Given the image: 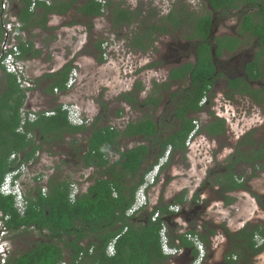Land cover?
I'll use <instances>...</instances> for the list:
<instances>
[{"label": "trees", "instance_id": "trees-1", "mask_svg": "<svg viewBox=\"0 0 264 264\" xmlns=\"http://www.w3.org/2000/svg\"><path fill=\"white\" fill-rule=\"evenodd\" d=\"M2 1L0 0V56L1 44L5 38L2 24ZM52 1L50 6L44 2L37 5V8L42 6L44 9L43 27H45V17L49 14L65 15L76 8L79 13L92 18L103 16V11L108 9L111 10L112 24L115 29L123 25L130 26L135 22L141 23L144 27L143 35L138 33L131 45L142 52L151 49L159 36L172 32H183L186 41L192 42L193 46L195 43L199 46L197 63H189L174 69L170 78L186 81L190 76L193 90L188 100L185 101L188 108L178 114L182 120L179 128L166 137L162 144L163 152L154 162H149L151 148L148 145L140 144L124 152L119 147L120 139L132 140L139 137L140 142H143L156 136L157 127L151 115H148L145 120L131 123L124 130H118L112 126L98 128L94 124L83 160L88 167L96 165L104 170L87 191L76 198L75 202L70 200V186L73 183L70 179L50 178L46 195H43L38 186L28 192L26 195L28 206L23 216L15 208L14 198L0 193V212L3 217H9L5 221V226L10 233L28 234L31 231H37L42 238L23 253L10 256L6 264H62L67 262V251L70 252L68 264H169L172 257L163 254L160 236L163 226L168 222V218L165 217L171 213L169 205H158L138 223H133L134 217H127L126 213L133 204L134 194L143 181L145 173L158 162L168 148L171 149V153L173 151V157L180 152L185 159L186 141L195 127L193 122L196 120L194 117H186V113L198 115L204 111L208 106L200 104L204 97L209 100V104L211 103L209 93L214 84L215 67L208 41L211 40L210 29L213 17L209 11L196 15L185 0H176L166 16L148 25L145 20L140 21L142 11L123 8L122 2L107 0L103 5L96 0H87L79 5L80 0ZM205 1L215 12L225 7L227 10L239 8L240 4L258 9L255 14L245 15L239 34L252 40L255 39L257 43L258 51L255 58L246 66L248 78L251 81L264 79V0ZM30 6L31 0L19 1L16 16L22 24V27L18 28L20 31L27 29L29 22L36 16L34 11H30ZM215 42L218 46L217 55H219L223 49L234 52L241 44V39L224 37ZM248 43L251 44V42ZM19 48L22 51V58L25 59L31 52L32 45L20 41ZM98 49H101L100 43ZM1 61L2 58H0V185L9 171L36 158L43 145H60L65 135L77 134L84 130V126L70 125L67 113L62 111L61 107H57L54 116H41L36 122L27 123L24 134L17 132L21 121L20 110L26 104L28 89L22 88L16 76L5 71ZM70 71L71 64L65 66L60 72L63 79L55 84L57 88H66L65 83ZM229 84L232 90L226 94L228 99L241 94L247 95L257 104H264L263 92L253 90L245 79H235ZM156 87L159 88L158 85ZM135 88L141 90L143 87L141 83H138ZM123 97L130 104L137 103L134 93L130 96L123 95ZM149 102L157 105L158 99L152 98ZM212 118H214L213 121L205 125L200 133L203 132L215 139L223 137L227 133L226 120L216 116ZM27 134H35L36 139L28 138ZM253 136L254 131H250L243 138L236 153L227 160L223 168L218 165L217 170H209L208 178L203 184L207 185L209 182L213 189H218L219 198L224 200L227 206L236 201L230 194L248 190V180L255 177L257 172H264V140L256 142ZM77 151L80 153L79 151L83 150L78 148ZM14 153L19 157L11 161L10 156ZM110 153H118L119 158L111 162ZM241 165L251 167L254 171L246 181L243 175L237 172ZM186 194L183 192L173 201L172 205L186 206L188 201ZM256 198L260 200L258 196ZM199 200V194L196 193L191 202L197 203ZM156 213L160 214V218L152 221ZM204 228L208 231L207 234L199 232L196 228L182 234L178 231H171L169 245L192 250L196 257L198 250L187 236H197L201 242L208 244L210 236L216 235V231L208 225ZM223 229L231 237V249L233 250L231 255L234 253L241 255L243 250L250 253L257 246L256 237L260 236L264 239V228L259 225L252 226L248 223L235 234L229 233L224 226ZM117 236L120 237L116 242V253L114 256H109L106 252L107 246ZM86 240L88 243L84 244ZM90 249L93 250L92 253L89 252ZM263 249L264 245L259 247L258 251Z\"/></svg>", "mask_w": 264, "mask_h": 264}, {"label": "rangeland", "instance_id": "rangeland-1", "mask_svg": "<svg viewBox=\"0 0 264 264\" xmlns=\"http://www.w3.org/2000/svg\"><path fill=\"white\" fill-rule=\"evenodd\" d=\"M15 2V0H12ZM12 1L10 5L8 3L5 13V21L9 20V17L15 16L12 12ZM113 2L119 3L122 2L123 8L130 10H140L142 11V19L145 20V23L148 25L157 22L160 17L166 16L169 11L173 8L176 3V0H111ZM186 4L190 8L197 12L204 10L205 5L201 3L200 0H185ZM85 3V0H81L79 5ZM78 6V5H77ZM245 6V5H244ZM76 9V8H74ZM255 9L247 5L243 11H251ZM77 10V9H76ZM249 14V13H248ZM228 16H225L219 19L218 26L213 27L214 36L222 35H233V31L230 29L232 26H235L238 22V19L227 20ZM99 23L103 25L101 34L98 35V40L101 41L104 39L109 42L112 50V54L109 56L107 61L103 62L105 68L104 71V102L108 104L109 111L108 122H104L103 125L109 124L112 118H115V127L119 130L125 128L128 122L138 121L142 118L143 115L141 109L137 105V108H132L126 102L122 101L123 95L127 94L129 89L132 87L133 81L136 83L141 82L145 89H148L151 84L150 81H161L160 76L162 70L153 69L152 65L149 64L153 58H150L151 53H174L167 50V44L172 48L178 49L179 47H188V51L192 50L193 43L188 42L183 37V32H177L170 34L168 36H159L157 42L154 43L153 47L147 52H141L136 50L131 42L134 41V38L138 33L143 35L144 27L140 22H135L130 26H121L118 29L113 27L111 22V13L109 10H106L103 18L99 20ZM236 35V34H234ZM94 38V35H91ZM119 41V42H118ZM242 45L246 42H251L247 45V55L251 53H257V45L255 39H250L243 37L241 39ZM196 44V43H195ZM119 45V47H117ZM123 51V52H122ZM244 52V51H243ZM173 54V58L174 55ZM192 55L194 53L192 52ZM245 58L240 57L239 63L244 62ZM187 62V61H185ZM188 62H195V58H191ZM263 69V68H262ZM165 72V71H164ZM222 81H220L221 83ZM254 90L264 89V79L261 78L259 81L252 84ZM225 88L219 86L218 88H213L210 92V101L211 103L207 108L202 111L200 114L196 115V119L199 121V125L203 128L205 125L213 121L214 118L218 117L227 119V133L220 138H211L205 133L201 132L196 136V142H192L190 148L186 150L185 159L183 155L179 152L176 153L173 157V151L170 153V159L165 169L162 170L160 174L159 181L152 188L150 192V204L154 207L157 202L160 204H170L175 201L178 196L183 192H186L187 200L191 199L193 194L198 193L200 197V205H205L206 207L199 209L200 213L193 211L194 206H187L185 209L187 212L182 216H177L172 219L166 230L168 235L171 231L176 230L179 233H187L190 229L196 228L201 233L206 234L204 228L205 225H208L210 228L216 231L210 239L209 254L214 260L213 263H219L224 259V256L227 255L229 249H224L226 246V238L224 235V229L228 228L231 233H237L243 229L248 223L252 226H262L264 228V172H257V175L248 180L247 187L248 190H242L230 194L231 197L235 198L236 201L227 206L219 198V194L215 191L216 189L212 188L210 183L208 185H203V181L206 180L208 171L211 169H218V165H221L223 168L227 160L230 159L237 151V148L242 142L243 138L250 132L254 131V139L256 142H262L264 140V104H257L252 99L248 98L246 95L239 96L235 95L233 99H228L226 94L228 92L224 91ZM264 95V93H263ZM206 102L204 105H206ZM119 111H121L119 113ZM118 113L120 115H118ZM124 119V122H122ZM112 123V122H111ZM110 125V124H109ZM170 132V130H169ZM34 139L36 136L33 135ZM82 138V139H81ZM80 141L84 142L85 136H81ZM74 137L69 138L72 141ZM68 140V141H69ZM67 141V142H68ZM195 141V140H194ZM197 142H199L200 147ZM139 140H119V147L121 150H127L136 147L138 144H142ZM39 144V143H38ZM61 145V144H60ZM66 145V144H64ZM61 146L55 149L58 150V155L72 153L73 155L70 160L65 157L64 159L56 158L50 166L62 167L56 171L50 178L56 179H70L74 182L79 183L83 188L89 187L92 185L99 177L96 171L88 177L82 171L83 168L79 165L80 160L78 155L71 149L66 146ZM82 145H85L82 143ZM64 150V151H63ZM170 148H168L164 156L168 153ZM173 157V158H172ZM172 158V161H170ZM64 163V164H63ZM68 163L71 168V171L65 173L64 166ZM50 167V168H51ZM238 174L243 175L244 180L246 181L249 176L254 172L251 167L241 165L238 167ZM44 171L40 172V175H44ZM87 176V179L85 177ZM48 182V181H47ZM202 182V183H201ZM243 182V180H240ZM25 184V182H24ZM201 185L200 188L197 186ZM25 190H28V186L25 185ZM258 196L260 200L256 198ZM261 201V203H260ZM173 204V203H172ZM181 211V207H177L176 211ZM147 212L139 214L138 220L145 219L148 216ZM171 217L170 215L168 216ZM188 217V218H187ZM170 220V219H169ZM174 221V222H173ZM171 228V229H170ZM174 232V231H173ZM8 242L11 245L12 253L11 255H19L24 251L28 250L33 243L41 240V236L37 231H31L28 234H23L21 232H11L8 235ZM258 245L261 246L263 241L259 237ZM88 240L84 242L87 244ZM231 248V246H230ZM206 253L207 247L205 246ZM70 259V252H66V261L65 264H68ZM190 255L185 258H172L169 261V264H191ZM255 264H264V249L259 254L258 260Z\"/></svg>", "mask_w": 264, "mask_h": 264}, {"label": "crops", "instance_id": "crops-1", "mask_svg": "<svg viewBox=\"0 0 264 264\" xmlns=\"http://www.w3.org/2000/svg\"><path fill=\"white\" fill-rule=\"evenodd\" d=\"M11 1L8 0L9 5ZM19 1L15 0L12 5V12L15 14L13 17L16 19ZM43 12L42 6L34 10L36 16L29 22L27 29H21L23 35L19 38V41L32 45L31 52L24 59L27 64L28 80L32 85V87L28 88L26 106L29 109H36L38 111L56 112L55 108L61 107L62 104L74 103L80 107L85 117L91 120V123L77 134L65 135L61 145H43V148L36 155L32 168L38 173L44 171V173L52 176L63 167H51L52 161L56 158L65 160V157L70 160L72 157L70 155H73L72 153L58 155V150L56 149L66 144L64 145L66 148L69 145L68 149H71V151L78 155V159L82 162L79 165L83 168V172L93 169L100 177V173L104 168L100 169L96 165L86 166L83 157L87 152L94 124L98 128L115 127V118L111 119L110 125H103L109 119L107 114L109 107L103 99V78L105 68H107L103 65V62L109 58H104L105 51L102 49V44L107 41L104 39L99 41L98 35L101 34L100 32L103 28L99 20L103 18L105 13L103 12V16L100 17L87 18L73 8L65 15H47L45 17V27H43ZM91 35H94V38ZM99 43L101 44V49H98ZM69 64H71V70L75 67L79 68L81 72L80 83L72 90H67L66 88L59 89L55 84L62 81L63 76L60 75V72ZM55 89H57V92ZM115 128L118 129L117 127ZM81 136H85L84 142L80 141L82 139ZM71 137H74L72 141L69 140ZM82 143L85 145H82ZM55 146L57 147L56 149ZM78 148H81L83 151H79L80 153H78ZM121 151L124 152V150ZM63 155L66 156L64 157ZM118 158V153H110L109 159L111 162L116 161ZM65 164L67 165L64 166V174H67L73 167H70L68 163ZM47 183L45 184L47 185ZM26 185L28 186V192L34 190V187L30 183ZM143 212L136 215V220L133 223L139 222V214Z\"/></svg>", "mask_w": 264, "mask_h": 264}, {"label": "flooded vegetation", "instance_id": "flooded-vegetation-1", "mask_svg": "<svg viewBox=\"0 0 264 264\" xmlns=\"http://www.w3.org/2000/svg\"><path fill=\"white\" fill-rule=\"evenodd\" d=\"M200 1L203 5L205 4L206 8H204V10L201 11L200 13L199 12L196 13L194 11L195 14L199 15L203 12L209 11L211 13V16L213 17V20H215V25H217V26L219 23V19H221L225 16H228L227 20L235 19V18L238 19V22L236 23V25L232 26L230 28L233 31V35H231V36L230 35H227V36L222 35L220 37L215 36V39L212 38L210 41H208V45H209L210 50H211L212 62H213L214 67H215V74H214V81H213L214 84H213L211 90L213 88H218L219 86H222L223 88H225V90H224L225 92L230 93L232 89L229 87V85H230L229 82L232 80H235V79H245L249 83L251 88L253 89L254 87L252 86V84L257 82V81H251L248 78V74L246 72V66L247 65L244 62L239 64L241 54H243L244 52L247 51V47H248L247 45H249V43L246 42V43H244V45H242L243 43L241 41V44L236 48V50L234 52H229L227 49H223L221 51V53L219 55H217L218 46L216 45L215 40H217L219 38L221 39L224 37H229V38L238 37L239 39H242L244 36L240 35L239 31L241 30V23L243 22V18L245 17V15H248V13L249 14H255L256 11H258V9H253L251 11L250 10L249 11H243V9L245 7H247V5L246 4H240L239 8H233L232 10H227V7H225L224 9H221L218 12H215L213 9L210 8L209 4H207V2L205 0H200ZM237 1H239V0H237ZM132 11H134V10H132ZM224 11H226V12H224ZM105 12H106V10H104V13ZM110 13H111V10H110ZM111 22H112V14H111ZM170 34H173V32ZM170 34H168V35H170ZM234 34H236V35H234ZM168 35H162V36L165 37ZM156 42H157V40H156ZM165 44H166L165 46H167V50H169V52L172 51V52L176 53V55L173 53L175 55L174 58H173V54L168 53V52L167 53L161 52V53H156V54L151 53L149 55L150 58L154 57V59L151 62H149V64L152 65V68L157 69V70H162L161 71L162 74L164 73V75L160 76L161 81H159V80L154 81V82L150 81L151 86L148 89H145L143 84L141 82H138V83L142 84L143 88L141 90L135 88L138 83L133 81L132 87L129 89L128 93L125 95L130 96L132 93H134L135 98L137 99V103H135V104H130V103L126 102L125 98L122 97V101L126 102L132 108L138 109L137 108V105H138L139 108L141 109V112H143L142 113L143 115H141L142 118H140L138 121L128 122L126 124L125 128H123L121 130L126 129L133 122H139L141 120H145L148 115L152 116V118L156 124V127H157L156 136L151 137L149 139V141L144 140L142 143V144L150 146V148H151V159L149 161L150 163L154 162L155 159H157V156L162 154V152H163L162 144L164 143L166 137L172 135L174 133V131L179 128L182 120H180V118L178 117V114L182 113L185 109L188 108V105L187 106L185 105V101L188 100L187 98L190 97V93L193 90V84L191 83L190 76L187 77L186 81H182V79H177V80L171 79L170 77H171V72L174 69H177V68H180L184 65L189 64L190 62H188V60L191 58H195V59L197 58V53H195V50L198 49V44H195L192 47L191 51H188L189 46H186V47L183 46V47H179L178 49H174V48H172L173 45L170 46L167 43H165ZM256 45H257V43H256ZM117 47H119V45ZM211 48H214V50L216 49V51H215L216 55L214 58L212 55V49ZM192 52L194 53V55H192ZM185 61H187V62H185ZM220 81H222V82L220 83ZM156 85H158L159 88H157ZM258 91H261L264 93V89H260ZM155 93H156V95H155ZM237 95L243 96L241 94H237ZM152 98L158 99L157 105L149 102ZM248 98H250V97H248ZM207 102L208 103L206 105H209V100ZM195 116L196 115H194V114L190 115L189 113H186V117H188V118L189 117L196 118ZM122 122H124V119H122ZM201 129H203V128H201ZM118 130H119V128H118ZM169 130H170V132H169ZM140 139L141 138L138 137V138H135L134 140L141 141ZM126 140H129V139H126ZM124 151H126V150H124ZM207 178H208V175H207ZM207 178H205V179L207 180ZM206 180L203 181V184L205 183ZM208 184H209V182L207 183V185ZM200 186L201 185H198L197 187L200 188ZM217 190L218 189H216L215 191L217 192ZM136 192H137V190H136ZM136 192L134 194V199H135ZM193 198H194V194H193L192 198L187 201L186 206L178 205V208L181 207V209H182L181 211H179V209H178V212L177 211L173 212L170 210V208L173 206L172 205L173 202H171V205L170 204H162V206L169 205V211L171 212L170 218L168 216L165 217L166 219L168 218V222L165 225L166 227L170 226L169 224L172 223L171 221L174 217L184 215L187 212L185 210L187 208V206H190V207L194 206L192 210L193 211L198 210L197 211V216H198V213H200L199 209L201 207H202V209H204L206 206L205 205L201 206L200 202H197V203L191 202V200ZM159 202H157V204H155L154 207H157L158 205H160ZM222 202L225 203L224 200H222ZM148 215H149V212H148ZM135 216H136V214L134 216H132V217H134L133 218L134 220H136ZM159 218H160V214H159ZM173 231L177 232L176 230H173ZM228 231H229V233H231L229 229H228ZM170 232H171V230H170ZM207 233H208V231L206 230V234ZM179 234H182V232H180ZM232 234H235V233H232ZM169 235H170V233H169ZM224 235L226 238V244H225L226 247L224 249H226V250L229 249V250L227 251V255L224 256V259L222 261H220L219 263H213L214 260L212 259L211 255L209 254V247H208L209 243L205 244V243L201 242V240L197 236H196V238L201 242V244L203 246V254L201 257H200L199 251H198L197 256L195 257L192 250H186L183 248H179L180 250H182V253L181 254H175L172 258H176V259L182 258L183 259L186 256L190 255V261L189 262L191 264H194V263L195 264H255L256 263V261L258 260L259 254L261 253V251H258V248L264 245V239L263 238H261L263 241L262 242L263 244L261 246H259L258 245L259 243L256 241V244L257 243L258 244H257L256 248L253 251H251L250 253H248L247 250H243V253H241V255H237L236 253L231 255V252H233V250L230 248L231 237L225 231H224ZM212 237L213 236H210L209 240ZM205 246L207 247V253H206Z\"/></svg>", "mask_w": 264, "mask_h": 264}, {"label": "built area", "instance_id": "built-area-1", "mask_svg": "<svg viewBox=\"0 0 264 264\" xmlns=\"http://www.w3.org/2000/svg\"><path fill=\"white\" fill-rule=\"evenodd\" d=\"M101 4H105L106 0H97ZM44 2L46 5L50 6L52 4V0H31L30 10L34 11L37 8L38 3ZM8 5V0L2 1V24L5 30V38L1 44V56L2 58L1 65L4 67L5 71L8 74H12L16 76L17 82L22 88H30L32 87L31 83L28 80V73H27V64L25 60L22 58V51L19 48V38L22 34L18 28H21V24L17 21L15 17H9V20L5 21V13L6 7ZM102 49L105 51L104 58L108 59L109 56L112 54L111 46L109 42H104L102 44ZM81 72L78 67H75L71 70L68 79L65 83L67 90H72L80 83ZM57 92V89H55ZM28 95V92H27ZM207 98L204 97L201 101V105L207 102ZM62 111L67 113V119L70 125L74 127H81V126H88L91 123L89 118H86L83 112L81 111L80 107L74 103H65L61 106ZM56 113L54 111H38L36 109H29L26 104L20 110V126L17 132L24 134L25 127L27 123H34L36 122L41 116L42 117H51L54 116ZM227 120V119H225ZM229 121V120H227ZM194 129L190 133L187 141H186V148H190L192 142H196V136L200 133L201 127L199 125V121L196 119L193 122ZM28 138H33V134H27ZM195 140V141H194ZM198 146L200 147L201 144L197 142ZM38 155V153H37ZM19 155L16 153L10 156V160H15L18 158ZM167 157L160 159V162L153 166V168L144 176V180L141 183L140 187L138 188L135 196V201L133 205L127 210V217H132L133 215L137 214L141 209L145 208L147 205V194L150 192L152 187L156 184L157 178L159 176L160 167L163 165ZM34 160H31L29 163H24L19 167L9 171L1 185H0V193L4 196H12L15 201V208L17 209L18 213L23 216L27 210L28 202L26 199V195L28 190H25V185L30 183L34 188L38 186L41 188L43 195H46L48 192L47 185L45 184L49 181V174L40 175V173L33 170ZM31 167V168H30ZM93 169L87 170L84 172L87 176L91 175ZM87 176L85 179H87ZM88 176V177H89ZM25 182V184H24ZM88 187H82L79 183L73 182L70 186V200L71 202H75L76 198L87 191ZM176 211V209H174ZM8 216L3 217L2 213L0 212V264H6V260L12 256L11 255V245L8 242V235L10 231L5 226V221L8 220ZM159 218V213H156L152 221H156ZM120 236L114 238L107 246V254L109 256H114L116 253V242ZM188 239L193 241L197 246L198 251L203 254V246L201 242L196 238V236H188ZM161 240H162V248L164 253L166 254H181L182 250L176 248H169V237L166 230V227L163 226L161 230ZM92 249L89 250L92 253ZM65 264V263H62ZM195 264V263H194Z\"/></svg>", "mask_w": 264, "mask_h": 264}, {"label": "clouds", "instance_id": "clouds-1", "mask_svg": "<svg viewBox=\"0 0 264 264\" xmlns=\"http://www.w3.org/2000/svg\"><path fill=\"white\" fill-rule=\"evenodd\" d=\"M106 1H107V0H106ZM103 12H104V11H103ZM165 152H166V151H165ZM170 153H171V149H170V150L168 151V153H167V154H168V158H167L166 162H165L163 165H161V167H160V172H159V176H158V178H157V181L159 180V177H160V174H161L162 170H163V169L166 167V165L168 164V161H169V159H170V157H169V156H170ZM164 154H165V153H164ZM167 154H166L165 156L163 155L160 159L167 157ZM160 159L158 160V162H157L156 164H158V163L160 162ZM156 164H155V165H156ZM155 165H153V166H155ZM152 168H153V167H152ZM152 168H151V169H152ZM151 169H150V170H151ZM150 170H149V171H150ZM149 171H148V172H149ZM148 172H147V173H148ZM147 173H146V174H147ZM146 174H145V175H146ZM145 175H144V176H145ZM143 180H144V178H143ZM142 182H143V181H142ZM142 182H141V183H142ZM156 183H157V182H156ZM140 185H141V184H140ZM155 185H156V184H155ZM155 185H154V186H155ZM154 186H153V187H154ZM139 187H140V186H139ZM139 187H138V188H139ZM153 187H152V188H153ZM137 190H138V189H137ZM151 190H152V189H151ZM151 190H150V192H151ZM150 192L147 194V205H146V207L143 208V209H141L138 213L143 212V211H148V210H150V212H152L153 209L155 208V207H153V206L150 204ZM135 196H136V195H135ZM134 201H135V199H134ZM134 201H133V203H134ZM132 205H133V204H132ZM132 205H131V206H132ZM154 206H155V205H154ZM177 207H178V206H172V207L170 208V210L173 211V212H175L174 209H176ZM138 213H137V214H138ZM137 214H136V215H137ZM133 216H134V215H133ZM158 219H159V218H158ZM158 219H157V220H158ZM157 220H156V221H157ZM164 226H165V225H164ZM165 227H166V226H165ZM167 233H168V232H167ZM160 236H161V234H160ZM188 236H189V235H188ZM188 236H187V237H188ZM168 237H169V235H168ZM257 239H259V237H256V241L258 242ZM261 240H262V239H261ZM190 241H191V240H190ZM192 242H193V241H192ZM193 243H194V242H193ZM168 246H169V248H172V249H173V248L179 249V248H177V247H171L169 244H168ZM194 246H195L196 249H197V246L195 245V243H194ZM161 248H162V240H161ZM197 250H198V249H197ZM162 252H163L164 255H166V256H170V257H173V256L175 255V254H166V253H164L163 248H162ZM201 256H202V255H201V253H200V257H201Z\"/></svg>", "mask_w": 264, "mask_h": 264}, {"label": "water", "instance_id": "water-1", "mask_svg": "<svg viewBox=\"0 0 264 264\" xmlns=\"http://www.w3.org/2000/svg\"><path fill=\"white\" fill-rule=\"evenodd\" d=\"M214 24H215V20H213V22H212V26H211V31H210V38L212 39H215V36H214V33H213V27H214ZM199 47V46H198ZM212 49V55H213V58L215 57V55H216V49L214 50V48H211ZM247 52H248V50L246 51V52H244L243 54H241V56H244L245 57V60H244V63L247 65L248 63H251L253 60H254V58H255V53H251V54H248L247 55ZM195 53H197V50H195ZM197 63V58L195 59V62H194V64H196ZM240 64V63H239Z\"/></svg>", "mask_w": 264, "mask_h": 264}]
</instances>
